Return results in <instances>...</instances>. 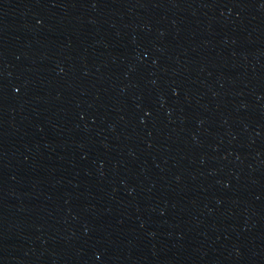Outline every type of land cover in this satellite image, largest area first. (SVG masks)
<instances>
[{
	"label": "water",
	"instance_id": "1",
	"mask_svg": "<svg viewBox=\"0 0 264 264\" xmlns=\"http://www.w3.org/2000/svg\"><path fill=\"white\" fill-rule=\"evenodd\" d=\"M17 0H0V74L7 50Z\"/></svg>",
	"mask_w": 264,
	"mask_h": 264
}]
</instances>
